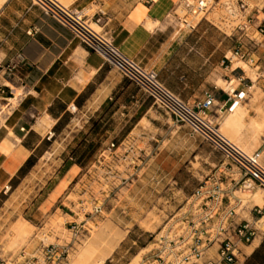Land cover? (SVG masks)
<instances>
[{"label": "rangeland", "instance_id": "374dc122", "mask_svg": "<svg viewBox=\"0 0 264 264\" xmlns=\"http://www.w3.org/2000/svg\"><path fill=\"white\" fill-rule=\"evenodd\" d=\"M60 1L76 8L75 0ZM78 10L95 21V8ZM224 15L218 7L207 18L219 26ZM97 30H102L101 25ZM250 68L245 75L255 80ZM115 71L104 92L112 101L88 110L83 121L76 120L79 110L71 108L66 121L73 118L72 127L63 130L50 152L0 198L4 264L43 241L66 246L69 257L64 264H140L194 192L227 165L187 126L173 123L157 106L142 115L132 97L135 85ZM218 82L219 88L229 92L224 79ZM259 82L238 103L247 117L240 130L227 122L233 111L221 114L213 108L209 115L227 138L247 153L259 154L264 165V92ZM237 85L233 78L236 92ZM9 112L7 106L0 107V120ZM111 143L115 144L112 153L107 151ZM82 155L84 167L77 165L66 174V161ZM257 195L264 200L260 189L236 193L248 208L256 204ZM17 224L26 235H18Z\"/></svg>", "mask_w": 264, "mask_h": 264}, {"label": "crops", "instance_id": "0c3cea01", "mask_svg": "<svg viewBox=\"0 0 264 264\" xmlns=\"http://www.w3.org/2000/svg\"><path fill=\"white\" fill-rule=\"evenodd\" d=\"M179 2L75 0L74 5L87 11L95 8L93 18L101 19L121 52L156 70L173 93L195 105L210 92L218 110L229 102L228 91L219 88L218 78L231 84L234 78L237 91L248 93L247 84L240 81L243 74L225 64L235 41L208 20L193 31H177L168 16ZM259 15L264 16V7ZM258 55L264 66V48ZM10 64L15 66L8 74ZM116 74L99 54L32 7L30 0L5 1L0 7V107L7 106L10 112L0 120V198L50 152L52 144L62 139L63 130L72 127L73 118L66 121L71 108L79 110L76 120L83 121L88 110L112 101L104 92ZM259 85L263 89L264 82ZM137 89L132 97L140 113L148 115L153 101ZM252 217L250 208L244 207L238 219ZM235 264H264V231L259 230L255 240L241 248Z\"/></svg>", "mask_w": 264, "mask_h": 264}, {"label": "built area", "instance_id": "2783aa9c", "mask_svg": "<svg viewBox=\"0 0 264 264\" xmlns=\"http://www.w3.org/2000/svg\"><path fill=\"white\" fill-rule=\"evenodd\" d=\"M30 3L68 29L87 50L99 54L107 65L152 99L153 105L169 115L175 124L187 126L192 135L208 144L227 162L219 174L209 177L187 200L173 217L172 220L176 219V222L162 231L159 239L155 238L153 248L140 264L237 263L241 248L251 244L258 235V223L264 216V206L254 205L250 208L253 213L251 220L238 219L245 204L236 193L256 189L264 193V165L259 154L244 151L227 138L219 124L210 117L209 113L214 108L212 93L206 92L204 101L191 106L161 82L156 70L146 68L124 55L102 26L101 31L95 30L82 10L65 6L58 0H30ZM218 7L224 10V18L219 26L212 23L235 41L233 50L225 55L226 67L233 69L236 62L245 61L256 74V79L252 80L246 77L245 71L233 69L243 74L240 81L247 84L248 93L237 91L232 95L228 92L229 102L217 110L223 114L233 111L238 103L245 100V95L250 93L257 81L264 82V69L260 64L262 58L258 55V51L264 48V16L259 15L264 0H227L223 3L221 0H180L169 14L168 22L176 26L180 33L193 31L201 21L208 20L207 16ZM95 21L102 24L100 18ZM14 66H7L8 74ZM114 148L115 144L111 143L107 151L112 153ZM68 257L66 246L43 241L31 252L23 249L11 259L10 264H64ZM4 263V257L0 255V264Z\"/></svg>", "mask_w": 264, "mask_h": 264}, {"label": "bare ground", "instance_id": "6f19581e", "mask_svg": "<svg viewBox=\"0 0 264 264\" xmlns=\"http://www.w3.org/2000/svg\"><path fill=\"white\" fill-rule=\"evenodd\" d=\"M5 1L6 0H0V7L5 3ZM59 2H61L60 0H58ZM62 3V2H61ZM63 4V3H62ZM91 24H92V27L95 29V30H97V28H100V24L99 23H97L96 21H92L91 22ZM151 24V23H150ZM233 69H236V70H241V71H245V72H247V71H249L251 68H250V65L247 63V62H245V61H239L238 63H236L235 65H234V68ZM226 82V81H225ZM232 83H233V81H232ZM226 86H229V92L232 94V95H234L235 93H236V89L235 88H232V84L231 83H227L226 82ZM247 120V117H246V115H245V113H244V111L242 110V107L239 105V104H237L235 107H234V109H233V113L230 115V117L227 119V122L229 123V124H231L232 126H234V127H236V128H238L239 130H240V128H242L243 126H244V124H245V121ZM241 146V145H240ZM244 146V145H243ZM243 150H244V148H242ZM245 151V150H244ZM246 151H247V149H246ZM109 173V172H108ZM254 198V197H253ZM254 200H255V202H256V204L255 205H260V204H262V199L257 195L255 198H254ZM263 205V204H262ZM261 220V219H260ZM22 223H24L23 221H22ZM19 224H20V222H19ZM18 225V224H17ZM23 225H25V223L23 224ZM258 225L260 226V228H264V218L261 220V221H259V223H258ZM18 226H20V225H18ZM17 226V227H18ZM16 227V226H15ZM25 229H24V227H19L18 229H17V233H18V235L19 236H21V235H26L25 234ZM15 232V233H16ZM26 237V236H25ZM19 238H23V237H19Z\"/></svg>", "mask_w": 264, "mask_h": 264}, {"label": "trees", "instance_id": "16d2710c", "mask_svg": "<svg viewBox=\"0 0 264 264\" xmlns=\"http://www.w3.org/2000/svg\"><path fill=\"white\" fill-rule=\"evenodd\" d=\"M126 83L128 84L129 82L126 81ZM84 157L85 155H82L80 158H78V160H73V159L67 160L65 163L66 169L68 170L73 165H78L83 168L84 167Z\"/></svg>", "mask_w": 264, "mask_h": 264}]
</instances>
